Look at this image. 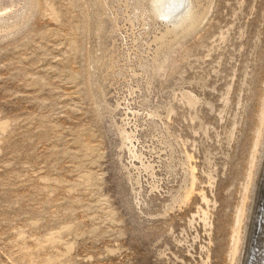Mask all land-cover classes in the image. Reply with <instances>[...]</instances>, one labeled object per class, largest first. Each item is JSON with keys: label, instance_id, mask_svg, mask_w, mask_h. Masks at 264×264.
Segmentation results:
<instances>
[{"label": "rangeland", "instance_id": "1", "mask_svg": "<svg viewBox=\"0 0 264 264\" xmlns=\"http://www.w3.org/2000/svg\"><path fill=\"white\" fill-rule=\"evenodd\" d=\"M149 1L28 0L0 24V264L255 263L264 0H190L186 36Z\"/></svg>", "mask_w": 264, "mask_h": 264}, {"label": "bare ground", "instance_id": "2", "mask_svg": "<svg viewBox=\"0 0 264 264\" xmlns=\"http://www.w3.org/2000/svg\"><path fill=\"white\" fill-rule=\"evenodd\" d=\"M3 1L4 0H0V2H3ZM149 2H150V5H149V3L147 4V8H148L147 11H148V15H149L150 19L152 20V22L150 21V23H148V22L147 23L152 28H154V27L155 28H160L161 30H164V31L168 30L169 34L174 35L175 31H177L178 26H184V25H176V22H177V20H180L181 18L186 16L187 9H188V7L190 5V0H150ZM17 4H19L20 6L17 7L12 12L10 11L12 14L24 9V1L23 0H6V3L0 4V12L7 11L8 9L10 10V9L14 8ZM127 5L129 6L130 10L132 9L131 13L133 15H136V13L134 12L135 9L137 10L136 12H138V15L139 14H142V15L144 14L143 13L144 12L143 8L145 9V7L140 5L139 0H131V2L128 3ZM149 7H150V13H149ZM145 13H146V10H145ZM150 14H151V16H150ZM8 15H10V14L1 16V18L2 17H6ZM194 24H193V22H190L189 24H186L185 27L187 29H190V28H192L194 26ZM160 67H161V61H160V64L156 65V69H159ZM191 100H193V99L191 98ZM263 125H264V90H263L262 98H261V107H260V110H259V120H258L256 129H255L254 136H253L252 141H251V143H252L251 149L252 150H251V161L249 163L250 164L249 170L253 166V162L255 160L254 158H255V155H256V151L258 149L257 147L261 143V141L263 142V140H261L262 135H263V129H264ZM120 139H121V141H120L121 144L124 147H126V149L129 152V154L131 156H136L135 155V146L133 144V134L131 132H126V131L122 130L121 133H120ZM250 173H252V172H249V175L247 174L248 175L247 176V178H248L247 180H249L251 178L250 176L252 174L250 175ZM250 180H252V179H250ZM192 184H193V180H192L191 186H192ZM248 184H249V182H246L244 184V188H243V191H242L243 193H242V196H241V199H240V203H239L240 205L238 204L239 205V206H237L238 209H236L237 213H236V216H235V219H234L235 222L233 223L234 224V228L231 231V232H233V234L231 233L232 234V238H231L232 239V242H231L232 246L230 248L231 250H230V255L229 256H231L232 260L234 258L235 253L238 252L237 251V249L239 248L238 247V243L241 244V239L242 238L240 239V237H241L240 236L241 235L240 234V223H242V216H243V212H244L243 208H244V205H245V200H246V198H248L247 197ZM187 192L188 191H186V193ZM187 195H185V196H187ZM263 226H264V223L261 226L262 227V233L264 234V227ZM258 228H259V226H258ZM255 229L257 230V228H255ZM256 234L257 233H255V235ZM239 240H240V242H239ZM255 240H257V239H255ZM258 244H259L258 248H256L257 254L255 255V260H253V262L255 261L254 264H264V236H263V239H262L261 243H258ZM230 264H232V262H230Z\"/></svg>", "mask_w": 264, "mask_h": 264}, {"label": "water", "instance_id": "3", "mask_svg": "<svg viewBox=\"0 0 264 264\" xmlns=\"http://www.w3.org/2000/svg\"><path fill=\"white\" fill-rule=\"evenodd\" d=\"M23 1H24V9H25V6H26L28 0H23ZM130 2H131V0H130ZM24 9L23 10H20L18 12H15L13 14H10V15H8L6 17L0 18V24H2V25L6 24L9 19H12L14 21L20 19V17H22V15H23ZM177 30L183 31V36H186L191 31V28L190 29H187L185 26H178ZM186 54H189V53H186Z\"/></svg>", "mask_w": 264, "mask_h": 264}]
</instances>
